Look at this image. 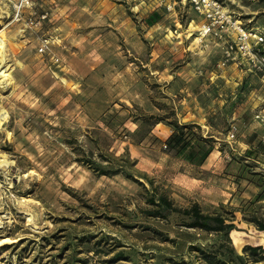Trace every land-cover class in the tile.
I'll return each instance as SVG.
<instances>
[{"label": "rangeland", "instance_id": "rangeland-1", "mask_svg": "<svg viewBox=\"0 0 264 264\" xmlns=\"http://www.w3.org/2000/svg\"><path fill=\"white\" fill-rule=\"evenodd\" d=\"M220 1L245 25L264 28V0ZM41 8L48 13L42 27L27 29L6 22L10 11L0 7L8 61L0 70L9 73L0 83V264L157 262L149 252L168 245L141 230L151 221L141 214L146 192L122 173L95 174L87 160L124 168L150 188L147 175L177 205L249 209L261 189L236 184L238 166L227 163L230 153L261 142L252 168L264 174V82L235 84L236 68L217 66L219 48L199 40L201 18L187 4L53 0ZM154 10L161 17L149 26ZM44 38L50 52L40 54ZM149 115L199 125L212 151L201 165L166 155L171 129L162 122L137 142L134 131ZM236 215L235 247L264 245V232ZM119 251L125 257L110 260Z\"/></svg>", "mask_w": 264, "mask_h": 264}, {"label": "trees", "instance_id": "trees-1", "mask_svg": "<svg viewBox=\"0 0 264 264\" xmlns=\"http://www.w3.org/2000/svg\"><path fill=\"white\" fill-rule=\"evenodd\" d=\"M160 17L161 13L154 10L146 17L145 23L153 25ZM152 118L154 120L150 122L149 119ZM165 119L149 115L139 120L134 131L137 142L149 133L152 125L162 122L171 129L170 134L163 140L166 148L162 151L172 158L201 165L213 149L212 138L197 133L196 129H199L197 124L179 123L175 117L171 120ZM261 146V142L249 144L244 153L238 156L230 153V160L227 163L238 166L233 174V181L236 184L240 179H245L261 189L253 201L249 202L248 210L229 203H219L210 211L203 210L197 202L185 206L177 205L167 195L165 189H158L147 175L142 178L150 188H146L142 181L128 174L124 168H105L91 160H87L86 165L99 176L122 173L146 192L147 196L144 198L146 206L141 210V214L151 221L143 224L141 230L144 236L148 237L147 241L168 245L164 248V253L153 255L149 252L157 259L153 264H264V245L244 244L238 250L230 235L232 231L237 230V212L241 214V221L264 232V211L261 210L264 206L261 203V199H264V174L255 172L252 168L254 162L258 160V155L262 153ZM128 160L129 165L133 167L135 162ZM97 249L99 248H96L99 252ZM123 254L119 251L110 260L125 257ZM82 262L85 263L86 260L83 259Z\"/></svg>", "mask_w": 264, "mask_h": 264}, {"label": "built area", "instance_id": "built-area-1", "mask_svg": "<svg viewBox=\"0 0 264 264\" xmlns=\"http://www.w3.org/2000/svg\"><path fill=\"white\" fill-rule=\"evenodd\" d=\"M187 4L201 18L196 31L199 40L211 39L218 46L220 59L218 67L234 62H243L247 70L264 77V30L247 26L234 15L220 0H177ZM39 0H0V7L9 9L6 22H15L23 28L39 29L47 19V11L37 12ZM167 10L171 9L166 5ZM50 38L41 39L37 52H50ZM234 128L226 134L233 140ZM162 149L166 144H162Z\"/></svg>", "mask_w": 264, "mask_h": 264}, {"label": "crops", "instance_id": "crops-1", "mask_svg": "<svg viewBox=\"0 0 264 264\" xmlns=\"http://www.w3.org/2000/svg\"><path fill=\"white\" fill-rule=\"evenodd\" d=\"M52 1L53 0H39L38 5H39V7H41L42 3L52 2ZM261 29L264 30V28H261ZM229 65L236 68V72H237L236 75L238 78L236 79L235 84H237L238 81L241 82V79H245L246 81H248V80H252L253 77L256 78L260 83L264 82V77H262L260 74L249 72L247 70L246 66L241 61H239L237 63L234 62V63H231ZM260 86H262V84H260ZM167 129H168L167 131H170L168 127H167ZM168 135H169V132H167V134L165 135V137L163 139H165Z\"/></svg>", "mask_w": 264, "mask_h": 264}, {"label": "bare ground", "instance_id": "bare-ground-1", "mask_svg": "<svg viewBox=\"0 0 264 264\" xmlns=\"http://www.w3.org/2000/svg\"><path fill=\"white\" fill-rule=\"evenodd\" d=\"M2 17V16H1ZM1 27V26H0ZM1 29H0V68L3 66V62L5 63H7L8 61L5 59V56L4 55H6V54H4V51L6 50L5 49V42H6V40H7V37H5L4 35H3V32L1 33ZM12 64H14V65H17L18 64V62L16 61V60H14L13 61V63ZM12 68V67H11ZM9 73L7 72V70L6 69H1L0 70V83L2 84V83H4V80H9V75H8ZM11 84V83H10Z\"/></svg>", "mask_w": 264, "mask_h": 264}]
</instances>
